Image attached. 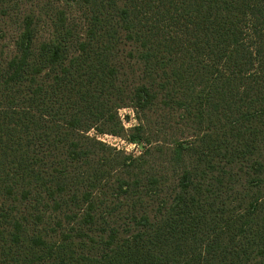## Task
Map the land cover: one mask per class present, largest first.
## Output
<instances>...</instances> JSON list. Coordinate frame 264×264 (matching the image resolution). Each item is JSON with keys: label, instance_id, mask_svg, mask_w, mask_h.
<instances>
[{"label": "trees", "instance_id": "16d2710c", "mask_svg": "<svg viewBox=\"0 0 264 264\" xmlns=\"http://www.w3.org/2000/svg\"><path fill=\"white\" fill-rule=\"evenodd\" d=\"M0 264H264V0H0Z\"/></svg>", "mask_w": 264, "mask_h": 264}, {"label": "rangeland", "instance_id": "374dc122", "mask_svg": "<svg viewBox=\"0 0 264 264\" xmlns=\"http://www.w3.org/2000/svg\"><path fill=\"white\" fill-rule=\"evenodd\" d=\"M120 114L127 128L135 124L134 115L131 110H128V109L122 110ZM102 140H104L105 142L109 144L116 145L117 147L123 148L128 153H132V152L138 153L136 147L133 144L128 143L125 139H119V138L112 137V136H105L102 138Z\"/></svg>", "mask_w": 264, "mask_h": 264}]
</instances>
